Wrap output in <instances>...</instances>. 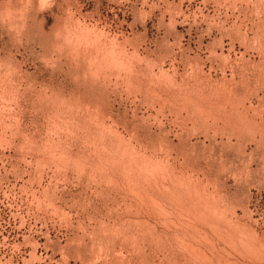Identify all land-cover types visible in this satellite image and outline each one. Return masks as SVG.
Returning <instances> with one entry per match:
<instances>
[{
  "label": "rangeland",
  "instance_id": "374dc122",
  "mask_svg": "<svg viewBox=\"0 0 264 264\" xmlns=\"http://www.w3.org/2000/svg\"><path fill=\"white\" fill-rule=\"evenodd\" d=\"M0 264H264V0H0Z\"/></svg>",
  "mask_w": 264,
  "mask_h": 264
},
{
  "label": "bare ground",
  "instance_id": "6f19581e",
  "mask_svg": "<svg viewBox=\"0 0 264 264\" xmlns=\"http://www.w3.org/2000/svg\"><path fill=\"white\" fill-rule=\"evenodd\" d=\"M153 172H155V171H153ZM159 173V172H158Z\"/></svg>",
  "mask_w": 264,
  "mask_h": 264
}]
</instances>
